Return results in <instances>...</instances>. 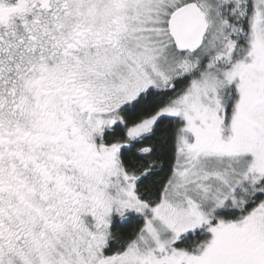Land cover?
<instances>
[{
	"label": "snow or ice",
	"instance_id": "snow-or-ice-1",
	"mask_svg": "<svg viewBox=\"0 0 264 264\" xmlns=\"http://www.w3.org/2000/svg\"><path fill=\"white\" fill-rule=\"evenodd\" d=\"M0 264H264V0H0Z\"/></svg>",
	"mask_w": 264,
	"mask_h": 264
}]
</instances>
